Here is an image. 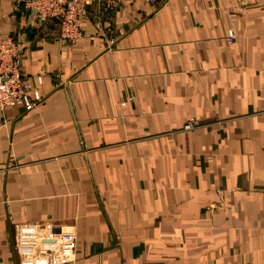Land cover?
<instances>
[{
    "label": "crops",
    "instance_id": "1",
    "mask_svg": "<svg viewBox=\"0 0 264 264\" xmlns=\"http://www.w3.org/2000/svg\"><path fill=\"white\" fill-rule=\"evenodd\" d=\"M116 7L66 44L0 0L42 97L0 109V264H264V0Z\"/></svg>",
    "mask_w": 264,
    "mask_h": 264
},
{
    "label": "built area",
    "instance_id": "2",
    "mask_svg": "<svg viewBox=\"0 0 264 264\" xmlns=\"http://www.w3.org/2000/svg\"><path fill=\"white\" fill-rule=\"evenodd\" d=\"M151 1V0H147ZM17 3L38 23L56 25L59 40L72 44L82 34L86 8L112 9L115 0H17ZM231 42L230 39H228ZM21 46L9 35L0 33V109L8 106H22L26 111L36 108L42 97L34 85L24 79L20 70ZM41 84V79L37 78ZM193 123H187L190 129Z\"/></svg>",
    "mask_w": 264,
    "mask_h": 264
},
{
    "label": "rangeland",
    "instance_id": "3",
    "mask_svg": "<svg viewBox=\"0 0 264 264\" xmlns=\"http://www.w3.org/2000/svg\"><path fill=\"white\" fill-rule=\"evenodd\" d=\"M152 1V0H151ZM89 6H91V5H89ZM88 6V7H89ZM98 8V7H97ZM115 8H117L116 7V0H115V6H114V8H112V9H104V8H99V10H105V11H112V10H114ZM86 10H87V8H86ZM86 13V12H85ZM34 19V18H33ZM84 19H85V17H84ZM37 22V21H36ZM40 24V23H39ZM83 32V31H82Z\"/></svg>",
    "mask_w": 264,
    "mask_h": 264
}]
</instances>
